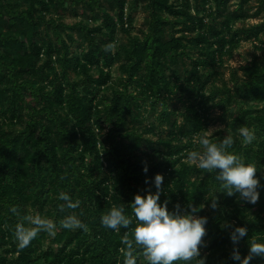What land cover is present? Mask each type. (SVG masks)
Returning a JSON list of instances; mask_svg holds the SVG:
<instances>
[{
  "label": "trees",
  "instance_id": "16d2710c",
  "mask_svg": "<svg viewBox=\"0 0 264 264\" xmlns=\"http://www.w3.org/2000/svg\"><path fill=\"white\" fill-rule=\"evenodd\" d=\"M231 1L0 0V264H123L128 245L121 237L132 240L136 223L130 201L156 190V173L169 210L179 204L187 211L191 202L207 216L205 264H239L229 237L236 225L248 229L236 245L241 258L248 239L264 241V0L254 12L253 0H235L234 9ZM141 3L144 29L133 34ZM68 11L76 22H65ZM249 18L261 21L236 27ZM242 41H258L262 54L218 85L217 68ZM153 116L156 122L146 124ZM216 120L228 133L209 139L219 143L231 134L227 150L257 169L254 203L223 192L219 169L186 159L202 150L194 141ZM240 127L254 132L251 142ZM113 206H123L128 226L101 224ZM35 214L53 221L54 234L37 228L20 247L16 225L36 227L25 219ZM70 214L87 230L65 227ZM132 251L136 264H148L134 241ZM249 264H264V256L253 255Z\"/></svg>",
  "mask_w": 264,
  "mask_h": 264
},
{
  "label": "clouds",
  "instance_id": "9594fccd",
  "mask_svg": "<svg viewBox=\"0 0 264 264\" xmlns=\"http://www.w3.org/2000/svg\"><path fill=\"white\" fill-rule=\"evenodd\" d=\"M111 44L106 45L110 48ZM239 134L244 142L254 139V132L248 127H240ZM201 146L202 150H190L186 159L194 163L197 168L217 170L216 178L222 182L223 192L227 195L239 194V198L254 203L259 198V178L255 175L256 168L244 162L237 154L227 150L233 143L231 134L224 135L219 142H213L206 133L200 134L194 141ZM147 165L143 171L147 172ZM146 178V182H147ZM163 175L156 173L152 182L155 191L145 193L137 192L130 201L131 211L135 216L136 223L132 229V240L125 233L121 239L128 245L124 251L123 264H136V257L132 251V242L141 246L145 260L148 264H173L175 261H194V264H205V258L200 255L202 238L205 235L207 216L197 215L202 208L197 204L189 203L188 210H169L168 201H161V184ZM60 198L68 201L69 207H76L77 203L69 201L67 193L61 192ZM212 208L217 207V197L211 196ZM204 207V205H203ZM16 212V206L11 209ZM29 225L17 224L15 234L20 247H24L36 235L37 228L45 229L49 234H54V223L51 219L39 214L26 215ZM101 224L113 230H119L120 226H128L131 218L124 211L123 206H113L107 213L100 217ZM65 227H80L87 230L84 224L75 214L66 216L63 220ZM248 229L245 225L232 227L229 237L233 242L231 256L239 264H249L253 255L264 256V241L255 238L248 239V254L241 258V253L236 245L246 237Z\"/></svg>",
  "mask_w": 264,
  "mask_h": 264
},
{
  "label": "rangeland",
  "instance_id": "374dc122",
  "mask_svg": "<svg viewBox=\"0 0 264 264\" xmlns=\"http://www.w3.org/2000/svg\"><path fill=\"white\" fill-rule=\"evenodd\" d=\"M235 0L231 1V9H234L236 7ZM251 6L253 7L251 12H254L256 8L258 7V1L253 0L251 2ZM134 15V21H133V34L141 33V30L144 29V19L147 16L146 9L143 6V3L137 7V9L133 10ZM78 20V17L73 15L72 12H66L65 13V22L67 23H74ZM260 18H249L245 22H237L236 27H241L243 24H246V26L256 24L260 22ZM120 41L126 42L128 40V37L125 34H120ZM264 38V35L262 36ZM256 44L260 45V43L257 41L256 43L254 41H242L239 46L234 50L232 56H224L225 62L223 67H218V71L221 73L219 76V79H217L216 83L218 85L222 84V80L229 81L230 75L233 69H239L240 66H245L248 62H250L255 54L261 55L262 50L259 49ZM75 49V47L73 48ZM188 61V59H187ZM183 69H185V66H183ZM113 77H118L117 72V65L113 66ZM240 75H242V70H239L238 72ZM72 77H74V73L71 72ZM177 106H181L178 104ZM217 113L219 111L216 110ZM156 122L155 116L148 117V119L145 121L146 124L151 122ZM218 130L225 131V133H228V130L225 128V125L221 123L220 121L216 120L212 125L208 127V129L205 131V133L208 135V137L213 136L216 134ZM148 136L152 137L154 140L158 138L157 135L149 134ZM255 213L252 212V215ZM201 252V251H200Z\"/></svg>",
  "mask_w": 264,
  "mask_h": 264
}]
</instances>
